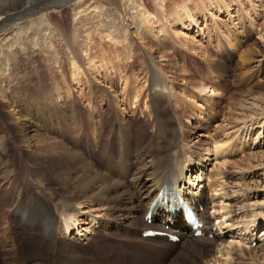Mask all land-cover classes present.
Listing matches in <instances>:
<instances>
[{
	"label": "bare ground",
	"instance_id": "6f19581e",
	"mask_svg": "<svg viewBox=\"0 0 264 264\" xmlns=\"http://www.w3.org/2000/svg\"><path fill=\"white\" fill-rule=\"evenodd\" d=\"M61 1L63 0H58L57 3ZM74 1L76 0H72L70 3ZM152 1L157 8L166 5L165 0ZM188 2L190 3V1ZM85 3L84 0H78L73 6L74 31H76L78 22L90 18L95 19L96 24H100L102 39L110 40L115 45L119 44L124 51L123 57H119L116 62H109V68L104 67L106 70L103 68L106 81L114 82L116 77L119 80L115 86L113 83L109 84L115 89L110 97V102L117 109L115 110L116 119L113 120L115 123L106 117V112L103 113L99 110L96 113H89L88 118L91 121L84 124L85 119L83 120L76 103L79 104L85 95H79L80 98L77 97L76 99L71 95V98L67 100L72 106L70 109L67 106L61 108L55 105L53 116L49 117L47 123H36L37 125H34L32 116L27 118V106L23 107L15 129L17 127L21 129L24 143L28 145L35 143L32 153L28 154L32 163H35V167L25 170L23 164L21 169L17 170L12 159H7L0 165L4 171L0 176V181L7 183L6 189L0 192V207L10 208L12 213L10 220L15 225H22L25 231L31 234H39L40 241L50 246V255L55 264H78L79 258L74 252L76 249L74 245L66 238L57 236L55 229L57 219L55 220L54 211L64 217L65 230L68 231L70 226L78 220V216H81L79 206L90 202L105 207L103 220L93 219L94 221H91L93 227L96 226V230H106L107 227L111 226L112 220H115V223L117 221L122 224L125 222L126 228H136L134 231H136L138 239L136 243L132 241L128 245H131V250L136 253L141 248L143 252L140 256L143 258L156 259L159 264L169 262H171L169 264H177L180 256L185 257L189 253H194L198 259L193 260V264H234L236 260L234 256L242 255L243 251H250L254 240V229L243 226L247 232L241 233L240 230L243 228H237L240 225L233 223L232 197L222 185L218 184V178L224 169L223 166L228 163L224 161L226 144L214 140L207 147L206 145L205 147L200 146L198 142L190 146L191 141L189 140V136L193 132L205 130L206 126L203 125L201 116L213 115L210 106L216 98H219L218 96H222V92L211 81L197 83L192 79L188 80L189 74L181 77L182 80L180 83L178 82L181 88L178 89V84L173 80L175 77L171 79L164 75L166 69L174 76L173 72H177L178 68L177 63L172 58L167 57L162 42L154 44L149 39L146 41L149 48H154V52L159 51L161 57L165 58L166 61L164 60V68L160 67L150 50L143 51L146 58L144 76L145 82L148 84L146 91L149 98L142 105V91H135L137 80L120 77L122 69L128 71L137 64V60L132 59L131 55L132 35L122 22L124 14L129 24L135 28L136 34L144 40L146 33L142 31V26L149 22L148 13L140 6L139 0H107L109 8L106 10L97 7L84 8ZM15 4L16 0H1L0 16L16 10ZM179 10V8L176 9L175 15H178V19L181 20L184 14L180 15ZM40 20L38 25L31 21L27 26L15 25L8 38L0 37V79L11 77V81L15 82L12 89L18 86L17 80L24 78H17L15 66L10 67L14 62L15 54H18L19 51L26 52L28 44L30 49L41 50L42 46L49 44L56 36V33H51V25L47 22L46 17L42 16ZM124 20L126 19L124 18ZM154 23L158 25H153L150 31H158L159 34L163 35L164 31L160 21L157 20ZM241 38L228 43V46L231 48L238 47L241 40L248 44L252 43L249 35H244ZM243 38L245 39L243 40ZM255 39L264 42V36ZM64 42L66 43L65 46L70 47L72 52L70 39H65ZM73 56L75 57V55ZM129 59L131 60L129 61ZM242 60L246 61V58L243 57ZM216 65L219 69L226 70L227 66L224 63L219 62ZM94 67L95 64L87 63V68L93 70ZM73 68L77 72L78 69L83 70L80 66L74 65ZM184 69L180 68L181 72ZM77 74L79 72L73 76ZM259 76L260 73L250 78L244 74L240 78L245 82L242 83L247 88L248 94L252 93L251 90L258 84L248 86L249 83L258 79ZM24 86L26 87V85ZM3 93L4 89L0 81V95ZM42 93L39 89L38 94L44 96L42 106H46L45 101L50 98H48V94L43 95ZM89 95L91 97L97 96L93 91H90ZM39 101L41 102V100ZM126 110L133 114L139 110L151 120L152 140L150 139L151 141L146 146L134 149V135L131 125L136 119L128 120L124 115ZM224 123L223 120L222 124ZM82 127L84 129L88 127L90 130L86 141L89 157L84 150L79 151V139L83 136L80 133L84 132ZM59 134L64 135L66 139H72V141H68L70 146L66 144V140L57 141L54 139ZM102 149H106L108 153L104 154ZM115 149L116 154H114ZM96 154H100L104 160L103 170L105 171H100L94 162ZM164 163H169L168 173L164 172V168H166L162 166ZM205 167L206 170H204ZM41 171L47 172V179L44 180V174ZM28 172H30L28 174L30 178L27 176ZM34 184H37L36 188ZM161 191L168 196L161 197L157 201ZM178 197L193 204L196 208L202 206V210L199 211L201 227L193 229L185 222L180 213L173 214L168 210L170 201L175 204ZM140 203L142 207L139 206ZM122 204L127 205L125 213L121 209ZM208 206L211 208L210 211L205 210ZM146 215H151L150 223L144 221ZM105 219L106 221H104ZM107 220L110 223H107ZM156 224L168 225L171 229L177 230L180 237L179 242L173 244L161 238L142 239L141 233L152 229ZM196 231H200V235L195 236ZM4 243L5 240L0 237L1 248ZM16 247V257L13 260L9 257L4 258L8 261L5 262L6 264L45 263L46 254H34L24 260L21 241H18ZM61 247H63L62 250L66 248L67 251L58 254ZM210 249L213 250L211 253L209 252ZM147 263L149 264V262Z\"/></svg>",
	"mask_w": 264,
	"mask_h": 264
},
{
	"label": "rangeland",
	"instance_id": "374dc122",
	"mask_svg": "<svg viewBox=\"0 0 264 264\" xmlns=\"http://www.w3.org/2000/svg\"><path fill=\"white\" fill-rule=\"evenodd\" d=\"M57 1L16 0V10L0 16V37L2 38H8L15 25L27 26L30 21L38 25L42 16H45L51 25V33H56L54 39L49 44L42 46L41 50L30 49L28 44L26 52L19 51L18 54H15L14 62L10 67L15 66L17 78L24 77L22 80H17L16 88L12 89L15 82L11 81V77H9L10 79L8 77L0 79L4 89V93L0 95V165L7 159H12L17 170H20L23 164L25 170L35 167V163H32L28 157V154L32 153L35 143L30 145L24 143L21 129L18 127L15 129L23 107L27 106L26 111L30 112H26L27 118L32 116L34 125H37L36 123H47V120L53 116L55 105L61 108L67 106L70 109L72 106L67 100L71 98V95L75 99L79 95H85L79 104L76 103L83 120L85 119L84 124L91 121L88 118L89 113H96L99 110L103 113L106 112V117L110 120L115 121L116 119L115 110L117 109L110 102V97L115 89L109 84L113 83L115 86L119 80L111 73L116 77L115 81H106L104 72L106 67L109 68V62H116L119 57L124 56V51L119 44L115 45L110 40L102 39L100 24L97 25L95 19L90 18L83 22L80 21L81 23L78 22L76 31H74L73 6L78 0L66 4L64 7L55 8L52 4ZM84 1H86L84 8L97 7L104 10L109 8L107 0ZM139 4L149 15L148 24L142 26L146 38L143 40L140 35L136 34L135 28L129 24L123 14L122 24L132 35L131 55L132 59L137 60V64L128 71L122 69L120 77L137 80L135 91H142L141 104L148 101L149 94L146 91L148 84L145 82L144 76L146 58L143 51L150 50L160 67L164 68L166 61L161 57L159 51L154 52V48H149L146 41L150 39L154 44L162 42L167 57L177 63L178 68L177 72H173L174 76L166 69L164 75L171 79L175 77L173 80L178 84V89L181 88L179 86L181 77H184L185 74L190 75L188 80L192 79L197 83L208 80L220 89L222 96H218L219 98H216L210 106L213 115L201 116L202 123L206 126L205 130H197L190 134V146L198 142L200 146L205 147L206 145L207 147L214 140L226 144L224 161L228 163L223 166L224 169L221 167L223 170L222 175L218 178V184L222 185L232 197L233 223L239 224L240 226L237 225L239 226L237 228L240 229L243 226L254 229V240L251 247L249 246L250 251H243L242 255L237 254L238 257L234 256L236 259L234 264H264V42L255 39L264 36V0H165L166 5L160 6L162 9L157 8L152 0H139ZM177 8L180 9V15L184 14L181 20L178 19V15H175ZM157 20L162 25L163 35L158 31H150L153 25H158L154 23ZM244 35L251 36V44L241 40L238 47L228 46V43H232L236 39L240 40ZM65 39H70L71 50L73 49L74 54L70 51V47L65 46ZM243 57L246 58V61L242 60ZM89 62L95 64V69L87 68ZM219 62L227 66L226 70L218 68L216 64ZM74 65L83 69H78L79 74L76 76H73L78 73L73 68ZM180 68L185 69L181 72ZM258 73H260L258 79L252 80L248 86L258 84L251 90L252 93L248 94L247 88L243 86L245 82L240 78L244 74L253 78ZM26 88L28 89L26 90ZM39 89L43 95H49L50 99L45 101L46 106H42L44 96L38 94ZM90 91H93L97 96L91 97ZM37 102L38 105H36ZM214 104L215 106H213ZM139 110L134 114L128 110L124 112L128 120L136 119L131 125L134 149L146 146L152 140L151 120ZM223 120L224 124H222ZM114 121L113 123H115ZM88 127L85 129L82 127L84 132L80 133L83 136L79 139V151L84 150L89 157L86 148L87 137L90 134ZM60 136L61 134L54 139L57 141L66 140V144L70 146L68 141H72V139H66L64 135ZM102 145L104 144L102 143ZM103 153L106 154L108 151L104 149ZM114 154H116V149ZM94 162L100 171H105L103 170L104 160L100 154H96ZM164 164L162 165L166 167L164 172L168 173L169 163H167L168 165ZM3 172L1 167L0 176ZM29 173H27L28 177ZM41 173L44 174V180L47 179V172L41 171ZM34 186L36 188L37 184ZM6 187L7 183L0 181V192ZM40 197L43 198L41 195ZM125 205L121 206L123 213L126 212L127 205ZM101 206L91 202L80 205L81 216H78L76 224L70 226L68 231L65 230L64 217L54 211L55 220L57 219L56 234L59 238L64 237L74 245L76 248L74 252L79 258V263L148 264L147 262H149L151 264L153 262L159 264L156 259L143 258L140 256L141 253L138 254L131 250L132 247L128 244L137 240L138 235L134 231L136 228H126L125 222L123 224L119 221L115 223V220H112L110 223L107 220V223H110L112 227L109 226L103 231L96 230V226L93 227L91 221L93 219L103 220L105 207ZM139 206L142 207L141 203ZM1 207L0 237L5 240V243L2 248L0 247V264L8 262L4 258L9 257L13 260L16 257L15 250L18 241H21L24 250V260L34 254L44 253L47 256L44 264H55L50 255V246L40 241L39 234H31L26 232L22 225H15L10 220L12 217L10 208ZM210 209V206L205 208L206 211H210ZM95 224L97 223L95 222ZM244 228L240 230L241 233L247 232ZM62 248L59 249L58 254L67 251L66 248L63 250ZM210 250L211 253L213 250ZM197 259L196 254L189 253L185 257L180 256L177 264H193V260Z\"/></svg>",
	"mask_w": 264,
	"mask_h": 264
},
{
	"label": "water",
	"instance_id": "95a60500",
	"mask_svg": "<svg viewBox=\"0 0 264 264\" xmlns=\"http://www.w3.org/2000/svg\"><path fill=\"white\" fill-rule=\"evenodd\" d=\"M71 1L72 0H63V1L58 2V3H53L52 6H54L55 8H61V7H64L66 4L70 3ZM50 6H47V7H50Z\"/></svg>",
	"mask_w": 264,
	"mask_h": 264
}]
</instances>
